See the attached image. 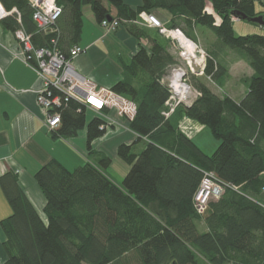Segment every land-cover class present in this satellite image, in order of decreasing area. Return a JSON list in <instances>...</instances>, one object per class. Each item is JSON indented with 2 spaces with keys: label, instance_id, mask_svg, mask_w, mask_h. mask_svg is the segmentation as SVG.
Segmentation results:
<instances>
[{
  "label": "trees",
  "instance_id": "16d2710c",
  "mask_svg": "<svg viewBox=\"0 0 264 264\" xmlns=\"http://www.w3.org/2000/svg\"><path fill=\"white\" fill-rule=\"evenodd\" d=\"M256 3L264 7V0H140L136 7L124 0H56L60 15L43 32L27 0H0L2 27L12 33L23 30L35 49L50 48L55 40L58 51L67 55L79 46L84 6L98 25L110 16L149 46L140 44L111 88L137 107L128 128L138 138L116 151L130 167L121 183L106 174L109 158L72 171L52 160L34 175L45 198L39 214L16 176H1L0 189L11 209L0 221L6 254L2 264H264V35L235 36L232 28L234 14L264 15ZM154 10L167 11L168 26L192 41L194 27L201 25L221 46L238 52L252 71L242 81L246 94L240 101L216 95L201 79L217 85L228 78L227 67L213 53L201 77L190 75L197 98L168 119L162 117L169 93L160 81L176 60L164 42L136 23L142 13ZM56 112L60 137L85 129L89 147L105 134L99 129L102 122L94 117L87 122L86 110L73 100ZM183 116L218 141L212 154L179 130ZM141 139L146 145L136 154L133 147ZM204 172L229 187L198 215L193 197Z\"/></svg>",
  "mask_w": 264,
  "mask_h": 264
},
{
  "label": "crops",
  "instance_id": "0c3cea01",
  "mask_svg": "<svg viewBox=\"0 0 264 264\" xmlns=\"http://www.w3.org/2000/svg\"><path fill=\"white\" fill-rule=\"evenodd\" d=\"M124 1L131 7L140 3V0ZM152 13L169 25L171 15L167 11L154 10ZM3 14L0 9V17ZM111 14L114 16L115 10L112 9ZM82 21L79 46L85 52L73 61V66L78 73L91 78L97 85L112 88L121 80L122 69L111 61L105 52L106 48L102 46V39L112 36L125 47L128 59L132 58L140 44L144 46L145 41H137L123 26L103 37L89 6L82 8ZM85 28L90 31H85ZM251 75L252 71L249 76ZM41 88L42 81L22 60L20 44L14 33L5 30L0 23V177L6 173L14 174L20 189L39 214L45 206V198L34 175L42 166L54 160L72 171L85 164L97 166L101 158H109L110 166L106 174L120 184L130 167L117 157V148L121 144H131L138 138L130 130L119 135L116 130H112L92 141L88 147L85 129L71 137H60L56 133L57 129L49 131L46 127L47 113L36 100ZM245 94L246 90L240 94L238 100L230 98L238 102ZM178 128L191 140L197 139V143L194 142L198 146L199 137L206 129L185 116L179 120ZM145 145L146 140L141 139L134 153H140ZM10 214L11 209L0 189V221ZM4 240L0 226V264L6 259Z\"/></svg>",
  "mask_w": 264,
  "mask_h": 264
},
{
  "label": "built area",
  "instance_id": "2783aa9c",
  "mask_svg": "<svg viewBox=\"0 0 264 264\" xmlns=\"http://www.w3.org/2000/svg\"><path fill=\"white\" fill-rule=\"evenodd\" d=\"M27 1L33 11L32 19L38 30L46 32L51 29L61 12V8L56 5V0ZM4 15L5 13L0 19ZM138 19L143 26L156 30L162 37L175 44L181 57L187 61L191 69L190 72L195 75L203 74L206 59L198 58L197 53L200 50L195 42L187 38L179 29L171 28L160 21L153 13L144 12ZM119 26L117 19H105L99 24L105 34L115 31ZM14 35L20 44L22 60L34 70L42 81V88L36 100L38 105L47 113L46 127L49 131H55L59 127L60 115L56 110L69 100L75 101L87 113L93 114L94 118L101 121L99 129L105 131V134L116 130V128H124L122 119L127 123L134 120L137 110L134 102L115 94L111 88L97 85L91 78L76 71L73 61L82 55L85 49L75 46L69 50L67 55H63L56 48L55 40L51 41L52 46L50 48L35 49L32 46L30 35L23 30H17ZM192 50L194 51L192 52ZM197 71L199 73H196ZM185 77L184 68L176 64L170 67L160 81L169 93L161 111L165 120L180 105L189 107L192 104L190 100L192 90L186 83ZM227 187L229 185L220 182L213 173L204 172L193 197L196 213L203 215L208 202L212 199H218Z\"/></svg>",
  "mask_w": 264,
  "mask_h": 264
},
{
  "label": "rangeland",
  "instance_id": "374dc122",
  "mask_svg": "<svg viewBox=\"0 0 264 264\" xmlns=\"http://www.w3.org/2000/svg\"><path fill=\"white\" fill-rule=\"evenodd\" d=\"M132 1H135V0H131V2ZM256 10L264 11V7H261L258 3H256ZM137 25L145 28L147 34L150 37L158 39L161 42H164L168 50H170V52L172 53L171 55L175 58L176 64L184 68V71L186 73L185 81L191 87V90H192L190 100L193 102L197 98L198 93L193 89V87L191 86L189 82L190 75H194L197 77H201V75L200 74L195 75L192 72H190L191 69L189 68L187 61H184V59L181 57L178 49L176 48L173 42H171L169 39L162 37L156 30L143 26L139 19H138ZM232 28H233V34L235 36H245V35H254V34L264 35L263 27H260L257 24L249 23L246 21H237V20L234 21L233 20ZM117 30L118 29H116L113 32H116ZM85 31H90V30L85 28ZM113 32H108L105 34L102 31L104 35L103 37ZM193 36H194L193 42L196 43V45L199 47V50H200L197 53L198 58L207 59L209 55L216 53L218 55L219 60L221 61V64H223L228 69V74H229L228 78H225L223 83L221 84L217 83L216 85L210 79L203 77L201 79H203V82L205 83V85H207V87H209V89L213 93L219 96H228L232 98H237L238 100L240 94L246 90L245 85L242 81L244 78L250 75L251 69L247 66V64L243 60H240L238 56V52L221 46L216 36L208 28L201 26V25H197L196 27H194ZM102 40H103L102 46L106 48L105 52L110 56L111 61L115 62V64L118 65L121 69H122V64H128L130 62V59H128V56H127L128 52L125 49V47H123L119 42H117L112 36H109V37L106 36V38H103ZM144 47L149 48L148 43H146V41H145ZM122 77H123V72H122ZM134 85L140 89L139 85H137L136 83H134ZM93 117H94L93 114L87 113L86 114L87 122H89ZM121 121L125 129L116 128L115 132L117 133V135L123 134L124 132H129V129L127 126L128 123L125 122L123 119ZM199 138H200V141H199L200 148L206 154H212L214 150L216 149V147L218 146V141L215 140L211 136L210 131L206 128L203 134ZM194 141L197 143V139ZM134 148H135L134 150H137V146ZM198 229L201 232L202 226L200 224H198Z\"/></svg>",
  "mask_w": 264,
  "mask_h": 264
},
{
  "label": "water",
  "instance_id": "95a60500",
  "mask_svg": "<svg viewBox=\"0 0 264 264\" xmlns=\"http://www.w3.org/2000/svg\"><path fill=\"white\" fill-rule=\"evenodd\" d=\"M107 20H111V17L108 16ZM234 20L246 21V22H249V23L257 24L260 27L264 28V15H258V16H255V17H247V16L242 15V14H234ZM196 73H199V71H197ZM171 264H175V263H171Z\"/></svg>",
  "mask_w": 264,
  "mask_h": 264
},
{
  "label": "bare ground",
  "instance_id": "6f19581e",
  "mask_svg": "<svg viewBox=\"0 0 264 264\" xmlns=\"http://www.w3.org/2000/svg\"><path fill=\"white\" fill-rule=\"evenodd\" d=\"M187 49H190V48H187ZM193 49V48H192ZM194 50H192V52H193ZM193 68H196L195 66H193Z\"/></svg>",
  "mask_w": 264,
  "mask_h": 264
}]
</instances>
